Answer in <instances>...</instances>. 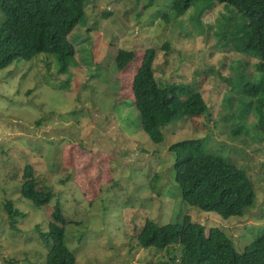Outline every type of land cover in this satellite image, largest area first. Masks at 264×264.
Wrapping results in <instances>:
<instances>
[{"label":"rangeland","instance_id":"rangeland-1","mask_svg":"<svg viewBox=\"0 0 264 264\" xmlns=\"http://www.w3.org/2000/svg\"><path fill=\"white\" fill-rule=\"evenodd\" d=\"M171 5L86 0V21L67 37L74 52L64 67L41 53L0 69V264H45L36 227L47 230L56 201L74 264H155L154 250L135 245L146 218L164 224L189 215L222 230L238 251L264 233V86L248 97L227 81L240 68L254 76L257 60L221 44L224 4L204 9L198 23L190 16L202 1L178 16ZM150 47L155 78L199 91L208 107L164 126L161 143L143 131L134 103V80ZM191 138L246 170L255 198L241 216L223 218L181 200L168 148ZM26 165L38 188L53 193L41 209L19 193ZM6 200L24 214L14 229Z\"/></svg>","mask_w":264,"mask_h":264},{"label":"trees","instance_id":"trees-1","mask_svg":"<svg viewBox=\"0 0 264 264\" xmlns=\"http://www.w3.org/2000/svg\"><path fill=\"white\" fill-rule=\"evenodd\" d=\"M199 1L202 7L190 18L198 23L204 9L214 2L224 4L226 14L217 26L221 44L254 57L257 73L250 76L240 68L227 81L233 88H242L246 96L258 94L264 86V0H172L175 16ZM86 0H0V69L19 59H31L41 53L54 55L59 67L73 55L69 33L85 23ZM164 18H172L169 13ZM166 47V46H163ZM167 48V47H166ZM155 49H146L134 80L135 107L143 131L154 143L163 141L162 128L185 117H197L207 111L199 91L184 83L160 82L155 78ZM160 83V84H159ZM181 96H184L182 99ZM264 104V98L259 100ZM264 126V109L260 113ZM259 124V126H260ZM237 127L233 129L236 131ZM174 183L181 200L205 212L223 218L241 216L254 203L253 182L244 168L236 166L218 153L205 148L201 138L182 139L172 143ZM171 171V166L170 169ZM21 197L37 209L49 205L53 196L48 186L38 188L33 169L26 165ZM11 228L24 214L10 200L3 202ZM52 220L47 230L36 227L47 249L45 264H74L75 255L65 242L66 219L58 201L52 206ZM135 245L155 251V264H264V233L256 236L241 251L219 228L194 222L184 215L164 224L146 218L135 234ZM164 251V254L157 253Z\"/></svg>","mask_w":264,"mask_h":264}]
</instances>
